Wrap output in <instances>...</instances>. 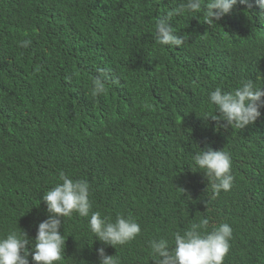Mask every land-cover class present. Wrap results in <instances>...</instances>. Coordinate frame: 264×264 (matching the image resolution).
<instances>
[{
    "label": "trees",
    "instance_id": "obj_1",
    "mask_svg": "<svg viewBox=\"0 0 264 264\" xmlns=\"http://www.w3.org/2000/svg\"><path fill=\"white\" fill-rule=\"evenodd\" d=\"M180 2L0 0V235L20 228L34 243L43 194L64 173L88 182L91 211L130 217L141 233L105 246L74 213L58 264H99L100 247L118 264H155L150 241L171 248L204 218L209 231L233 229L224 264H264V108L244 129L207 119L215 88L264 87V19L239 3L213 25L184 12L171 18L183 45L161 46L156 21ZM100 68L111 80L97 97ZM205 147L231 156L229 191L196 171Z\"/></svg>",
    "mask_w": 264,
    "mask_h": 264
},
{
    "label": "clouds",
    "instance_id": "obj_2",
    "mask_svg": "<svg viewBox=\"0 0 264 264\" xmlns=\"http://www.w3.org/2000/svg\"><path fill=\"white\" fill-rule=\"evenodd\" d=\"M238 3L247 8L258 7L261 10L259 17L264 19V0H182L178 6L157 19L156 39L161 46L180 47L184 37L175 32L171 23L173 16L188 12L191 18L198 19L202 15L204 23L213 25L229 15ZM29 44V41H21L19 46L27 48ZM110 80L109 70L100 68L93 80L92 95H103L106 83ZM262 98L264 87L257 86L253 79L243 81L240 87L231 92L217 87L209 94V101L215 106L216 114L207 119L211 117L219 127L234 125L244 129L261 117V108H264ZM192 160L196 171L203 172L208 182H211L216 195L233 187L232 159L229 153L205 147L194 153ZM60 180L61 183L43 194L48 215L47 219L38 224L34 243L20 228L0 235V264H30L29 255L34 264L61 262L66 244L64 234L60 231L62 221L64 223L65 218L74 213L88 218L89 230L105 246L124 245L141 233L140 224L130 217L118 215L115 220H111L99 211H91L89 184L86 180L73 179L64 173H61ZM208 227L207 218L191 223L182 233H174V246L171 248L167 239L150 241L155 264H224L230 250L233 229L228 223H221L210 231ZM96 251L99 264H118L114 256L106 254L105 247Z\"/></svg>",
    "mask_w": 264,
    "mask_h": 264
}]
</instances>
